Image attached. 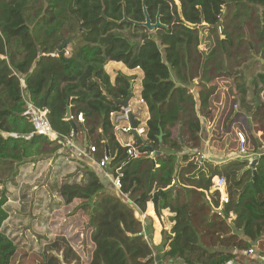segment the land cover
<instances>
[{
	"label": "trees",
	"instance_id": "trees-1",
	"mask_svg": "<svg viewBox=\"0 0 264 264\" xmlns=\"http://www.w3.org/2000/svg\"><path fill=\"white\" fill-rule=\"evenodd\" d=\"M238 1L244 5L258 3L0 0V167L5 165L11 170L17 162V174L22 175L19 182L16 180L21 187H15L11 195L17 196L11 198L5 188L10 182L3 178L0 168V264H156L133 205L113 185L107 187L87 162L70 159L62 143L34 133L26 100L37 107L46 103L49 120L60 134H70L76 122V133L85 132L91 140L89 148L96 147L93 154L97 160L108 149L110 166L122 167V192L129 193L143 212L152 200L157 214L164 209L176 213L172 233L165 236L169 249L162 255L163 260L172 264L178 259L186 264H227L238 252L250 248L251 243L243 236L252 242L264 237V152L254 165L240 158L221 164L206 160L201 163L192 152L186 153L182 155L186 164L179 166L174 175L179 154L201 147V118L208 121L205 118L215 111L212 81L220 75L207 74L214 49L210 54L199 50L200 29L207 28L210 36L217 35L224 8L241 3ZM145 7L153 23L161 14L163 26L154 32L123 21L124 13L133 21H145ZM69 36H73L72 42L58 50ZM109 61L123 62L130 69L141 68L144 72L141 98L150 118L146 142L139 148L150 152L145 145H151L152 152L157 153L155 158L149 154L130 158L127 148L116 138L110 113L121 108L115 100L127 97L130 81L119 72L113 83L105 69ZM199 78L196 99L191 84ZM256 79L264 84V72ZM241 93L242 108L250 113L264 137V102L251 106L247 89L241 88ZM68 106L74 119H65ZM79 113H83V122L77 121ZM176 126L183 129L184 141L175 136ZM236 141L239 146L237 135ZM45 142L58 143L50 184L60 201L51 200L41 221L47 226L54 208L77 198L83 200L81 206L89 210L87 220L94 244L88 263H83L65 235L45 237L43 247L34 253L32 247L25 250V243L7 228V221L13 217L12 201H19L23 212L31 206L28 191L39 180L29 174L30 166H34ZM246 146L248 153V141ZM41 163L47 165L48 161ZM215 175L227 180L229 202H221V210V193L212 188ZM184 197L189 199L184 201ZM232 211L236 219L229 223Z\"/></svg>",
	"mask_w": 264,
	"mask_h": 264
},
{
	"label": "rangeland",
	"instance_id": "rangeland-1",
	"mask_svg": "<svg viewBox=\"0 0 264 264\" xmlns=\"http://www.w3.org/2000/svg\"><path fill=\"white\" fill-rule=\"evenodd\" d=\"M175 1L179 4V0ZM251 1L264 2V0ZM238 2L241 3L224 8L217 35L210 36L207 28L200 29L202 42L199 50L205 52V54H210L214 49V59L208 65L207 74L210 77L220 75L212 81V85L215 87L213 96L215 97V111L205 118L208 122H212L211 126L210 123H208L209 126L207 125L208 137L212 139L210 140L212 147L203 151L200 149L197 151L189 150V153L194 154L192 157L200 160L201 163L205 160L214 161L215 163L231 157L239 158L237 154L242 156L236 141L238 132L245 134L249 153L240 159L250 161L251 156L257 153L259 147H264V137L260 136L261 132L257 130L258 126L252 121L250 113L242 108L240 101L241 88H246L251 106L256 105V99L259 103L264 102V84L262 80L256 79L260 73L264 72V5L258 3L244 5L243 1ZM239 11H241L240 14H238ZM151 31L154 32V30ZM222 39H224V42ZM116 74H118L117 70H115L113 76ZM131 76L134 77V85L129 107L141 121L144 119L143 114L148 108L142 106L139 77H137L136 72H132ZM255 79L258 81L257 84L254 82ZM198 83L199 80L194 79L191 84L192 89L196 88L198 90ZM243 83L244 85H242ZM174 134L179 136L182 141L186 137L179 128L175 129ZM180 134H182V137ZM54 150L55 144L53 143L45 142L41 145L40 153L35 157L34 166H30L29 171L34 179L39 180L37 185L28 191L31 206L27 212H23L19 208L20 202L12 201L13 203H11L14 205L10 211L13 217H10L7 221V228L10 233L16 235L21 243H25V250L32 247L34 253H37L43 247L45 237L65 235L70 244L79 252L83 263H88L93 253L94 244L91 240V229L87 220L89 210L81 206L83 200L77 198L71 203L64 202L62 206L54 208L49 214L50 220L47 226L41 221L43 213L49 211L48 206L51 200H59V194L54 192L53 186L50 184L54 160L56 159ZM187 150L185 149L179 154L178 169L180 163L183 166L186 164L181 159ZM156 155L157 153L153 152L150 156L155 158ZM70 159L73 160L76 157ZM43 160H47L48 164H42L41 161ZM18 167L17 162L14 163L11 170H6L5 165L0 167L4 171L3 178L10 182L6 187L4 186L10 197L15 194V187L18 186L17 189L21 187L16 183V180L19 182L22 176L17 174ZM13 180L15 181L13 182ZM58 183L59 185L62 184L61 178ZM174 185L177 184L174 183ZM212 188L214 189V187ZM13 196L11 198H14ZM187 199L189 198L184 197V201ZM62 202L63 200H61ZM261 246L264 247V244H261Z\"/></svg>",
	"mask_w": 264,
	"mask_h": 264
},
{
	"label": "crops",
	"instance_id": "crops-1",
	"mask_svg": "<svg viewBox=\"0 0 264 264\" xmlns=\"http://www.w3.org/2000/svg\"><path fill=\"white\" fill-rule=\"evenodd\" d=\"M222 41L224 42V39H222ZM105 69H106L107 73L110 75L113 83H114V80L116 78L115 76L117 74L115 76H113V75L115 74V70H117V73L122 72L126 76V78L129 77L131 79L133 85H134V82H133L134 77H132L131 75H132V72H136L137 77H139V80H140L139 82H140V98H141L142 80L144 78V72L141 68L130 69L123 62L109 61L105 65ZM113 77H115V78L112 79ZM198 80L200 81V79H198ZM192 91L195 93V96L197 99L198 92H197L196 88H193ZM247 94H248V90H247ZM247 100L249 101L248 96H247ZM142 102H143L142 106L147 109L148 106L145 104V102L143 100H142ZM129 105H130V103H129ZM143 116H144L143 117L144 119H142L141 120L142 122H141L135 115L136 125L143 126L148 131L147 121L150 118L149 109L146 110V112L143 114ZM208 123H210L209 125L211 126L212 122L205 121L203 118H201L202 130H201L200 136H201L202 141H201V147L199 149L202 151L207 150L209 148L211 149V147H212L211 143H210V138L208 137V135H209L208 131H207V127L209 126ZM205 126H206V128H205ZM176 128H179L183 133V129L181 128V126H176L174 128V131ZM115 135H116L118 142L123 147H125L126 142H132V143L134 142V137H132L131 134H122V133H118L115 130ZM262 135L263 134L261 133L260 136L262 137ZM135 138H136V135H135ZM141 139H143V144H144V142H146V139H147V134L144 135L143 137L141 136ZM57 141L60 143V140H57ZM89 141L91 143V140L88 139L86 133L83 131H80V132L76 133V136L74 137L73 142H74L75 146L74 147H67V148H69V150H67L65 147H63L62 150L67 151L71 158L76 157V159H81V160H84L85 162H87V164L90 166V168L93 169L97 173V175L100 177L101 181L104 184H106L107 186H112L113 182H112L111 178L113 176V173H112L113 168L110 166V164L105 168H102L99 166V164H98L99 160H97L95 158L94 154L90 151ZM136 142H137V139H136ZM55 144H58V143H55ZM263 149H264V147H259L257 153H254L251 156V158L257 160V157L261 153V151L264 152ZM189 152L190 151L188 149L186 153L188 154ZM106 155H107V151H106ZM237 157L242 158L244 156H240L237 154ZM231 159H233V158L231 157V158L223 160V161H218V162H215V164L225 163V162L230 161ZM211 162H214V161H211ZM181 165L183 166V164L180 163V166ZM156 166H159V165L156 164ZM202 166H204V165L202 164ZM116 190H118V189H116ZM120 193H122V192H120ZM124 193H126V192H124ZM127 195L129 196L130 199L135 201L129 195V193H127ZM220 204L221 205L219 207V210H221L223 207V204L221 203V201H220ZM133 207L136 210V215L139 217V219L143 223V226H144L143 235H144L145 239L152 246V248L154 250V256L160 255L162 257L164 252L169 249V244L166 242L165 236L170 235L172 233V229H173L174 224H175L174 217L176 216V213L172 212L170 209H164L159 214H157L155 211V206H154V203L152 200H149L147 202L146 211H144V212L141 210L139 205L138 206L133 205ZM234 219H236V214L232 211V212H230L228 222L232 223V221ZM243 238L251 243L250 248L248 250L238 252L237 256L233 260L228 262L227 264H264V247L261 246V244H264V237L259 239L257 242H252L251 240H249L248 238H246L244 236H243ZM250 249H253L252 253L249 251ZM162 261L164 262V264H172L168 260H165V259L163 260V258H162ZM175 263L176 264H186L183 262L182 259H178Z\"/></svg>",
	"mask_w": 264,
	"mask_h": 264
},
{
	"label": "built area",
	"instance_id": "built-area-1",
	"mask_svg": "<svg viewBox=\"0 0 264 264\" xmlns=\"http://www.w3.org/2000/svg\"><path fill=\"white\" fill-rule=\"evenodd\" d=\"M27 103V114L29 115V120L34 128V133L49 137L51 140H60L66 147H74V137L76 136V132L73 130L68 135H63L58 133L52 126L49 117H48V109L46 107H37L33 102L26 100ZM130 113H133L129 106L121 107L119 110L111 112L110 118L114 125V129L118 133L122 134H131L134 137V142H126L125 147L127 148V154L130 158H139L145 155H151L152 151H142L136 142L135 135H139L140 137L147 134V129L143 126L136 125V127L132 126ZM66 120H69L65 118ZM70 119H74L73 116L70 115ZM77 121L83 122L84 116L83 113H79L77 115ZM239 146L238 150L242 156L247 154V138L243 132H238ZM90 151L93 153L96 151V147L94 145L90 146ZM110 155H105L101 160H99L98 164L100 167L105 168L110 164ZM252 158H250V161ZM122 167L116 166L113 167V171L117 173L116 176H112L111 180L116 189L122 192V181L121 176L123 175L121 172ZM112 171V172H113ZM212 183L214 189H217L221 193V202L228 203L229 195L226 192L227 180L226 177L221 175H215L212 177ZM123 197L129 201L132 205L138 206L135 201L129 198L127 193L122 192ZM251 253L253 249L249 250Z\"/></svg>",
	"mask_w": 264,
	"mask_h": 264
},
{
	"label": "water",
	"instance_id": "water-1",
	"mask_svg": "<svg viewBox=\"0 0 264 264\" xmlns=\"http://www.w3.org/2000/svg\"><path fill=\"white\" fill-rule=\"evenodd\" d=\"M144 12H145V15H146V20L143 21V22L133 21V20L129 19L126 13H124L123 21L132 22L134 24V26H136V27L137 26H144V27L148 28L150 31L151 30H155V29L159 28L160 26H163V24L160 21V15H161L160 13H158L156 22L153 23L146 7L144 8ZM72 40H73V36H69L67 38H64L62 43L58 46V50L63 49L68 43L72 42ZM127 79L130 81V90H129V93H128L127 97L125 99H123V100H118V99L115 100V102L118 105H120L121 107L129 106L130 99H131V97L133 95V91H132L133 83H132V81H131V79L129 77H127ZM259 104H260L259 101L256 99V107H258ZM44 107H46V103L44 104ZM70 115H71L70 114V107L68 106L66 118L70 119ZM130 119H131L132 126L136 127V119H135V115L133 113H130ZM76 130H77V124L75 122H73V131L76 132ZM162 136H163V134L161 133L159 135V138L162 139ZM180 136L182 137V134H180ZM136 139H137V144L138 145L143 144V139H141V137L139 135H136ZM145 147L148 150L153 151V147L151 145H145ZM107 155H109L108 149H107ZM255 163H256V159H253L252 165H254ZM177 170H178V165L176 166V171H175V174H174L175 176L177 175ZM174 183L178 184V180L176 179L174 181ZM250 184H252V183H250ZM156 262H157V264H164L160 255L156 256Z\"/></svg>",
	"mask_w": 264,
	"mask_h": 264
}]
</instances>
